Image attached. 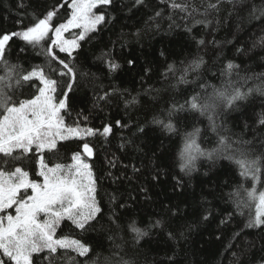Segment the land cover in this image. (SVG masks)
<instances>
[{
	"label": "trees",
	"instance_id": "obj_1",
	"mask_svg": "<svg viewBox=\"0 0 264 264\" xmlns=\"http://www.w3.org/2000/svg\"><path fill=\"white\" fill-rule=\"evenodd\" d=\"M176 2L188 5V10L173 9L171 0H143L140 4L136 0H113L112 6L96 9L97 13H106L109 22L89 34L75 54L72 63L77 80L69 93L72 108L70 114L63 115L68 124L79 121L82 127L113 125L114 134L107 141L99 135L89 138L95 151L91 163L102 213L98 222H93L95 230L80 232L65 221L57 234L90 244L91 260L99 264H115L121 258L129 264H262L264 229L246 227L249 209H237L230 195L240 185L250 188L252 181L239 175L235 163L206 156L198 157L196 170L190 175L181 173L177 160L183 148L182 137L153 133L152 121L164 118L173 105L184 104L193 94L201 93L202 86H207L208 95L228 81L242 92L264 86V14L260 11L264 10V0ZM36 3L0 0V28L18 29L20 20L28 24ZM39 3L54 5L57 0ZM210 4L217 7L210 8ZM65 15L61 9L60 19ZM46 47L47 42L33 47L16 40L7 49V59L26 69L43 66L49 72L47 65H59L47 57ZM109 59L120 65L115 72L109 70ZM130 59L135 61L131 66ZM197 59L204 61L201 69L187 73V82H178L183 69ZM230 62L239 68L226 75ZM169 65L176 71L169 72ZM49 75L61 82L56 93L60 97L68 78L54 72ZM34 92L35 86L31 91L25 86L16 95ZM133 98L135 104L130 103ZM217 111L215 131L208 116L196 113H180L188 120L178 127L181 132L198 127L201 132L197 142L206 153L219 147L221 135L233 141H249L246 147L252 151H264V125L260 124L264 95L251 92L232 108L222 105ZM116 120L127 127L116 128ZM138 127H144L148 134L138 133ZM80 143L62 142L58 153L46 154L50 164L70 163ZM29 159L31 163L25 168L38 179L35 160ZM157 172L159 178L153 180ZM177 180L182 187L174 188ZM256 187L264 191V184ZM177 206L179 211H175ZM205 214L208 221L202 219ZM156 220L162 226L135 244L130 222L145 228ZM82 259L91 264L88 258Z\"/></svg>",
	"mask_w": 264,
	"mask_h": 264
},
{
	"label": "snow or ice",
	"instance_id": "obj_2",
	"mask_svg": "<svg viewBox=\"0 0 264 264\" xmlns=\"http://www.w3.org/2000/svg\"><path fill=\"white\" fill-rule=\"evenodd\" d=\"M136 3H143V0H136ZM112 5L113 0H57L54 5H42L37 0L36 10L28 24L20 20L17 21L20 25L18 29L0 28V264H37L38 261L40 264H88L82 258H88L91 264H99L98 260H91L93 248L90 244L71 236H60L57 232L65 221L80 232L95 230L96 224L93 222H98L102 213L91 163L95 151L89 138L99 135L107 141L114 134L113 125L105 124L98 129L82 127L79 121L68 124L63 114L71 113L72 97L69 93L77 80L72 61L76 59L81 42L96 32L99 26L109 22L106 13H97L94 9ZM170 6L181 12H186L189 7L176 0H171ZM20 7L24 5L21 3ZM209 7L215 8L217 5L210 4ZM61 9L66 14L62 20ZM260 11L264 14V10ZM75 29L80 31L71 38L65 35ZM16 40L33 47L47 42L45 54L59 65L57 68L47 65L49 72L68 78L66 90L60 97L56 93L61 82L49 75L45 67L26 69L18 63L9 62L7 49ZM200 43L203 44V41ZM20 50L24 51L23 48ZM59 53L70 59L61 58ZM134 63V60H128L130 66ZM203 64L202 59L193 61L183 69L178 82H187V73L198 72ZM108 67L115 72L120 65L109 59ZM238 68V65L230 62L225 74L229 75ZM168 71L175 72L176 69L169 65ZM25 86L29 91L35 86V92L28 96H17V91ZM251 92L264 95V86L242 92L228 81L225 86L214 88L211 95L207 94V86H202L201 93L193 94L184 104L173 105L164 118L154 119L152 123L155 128L152 131L166 133L169 137H182L183 148L177 164L179 171L185 175L196 170L199 156L213 161L222 158L235 163L239 175L245 180L250 179L252 186L244 188L240 185L230 195L235 198L237 209H249L246 227L264 229V191L256 187L257 184H264V151H252L246 147L249 141H233L221 135L219 147L206 153L197 142L201 132L198 127L194 126L190 132H181L178 127L181 121L186 125L188 120L187 116L180 117V113H196L208 116L215 131V118L219 114L217 109L222 105L232 108ZM135 102L133 98L130 103ZM260 124L264 125V118ZM115 127L124 128L127 125L116 120ZM136 131L148 134L144 127H138ZM70 140L81 142L78 150L71 154V162L50 164L46 154L58 153L60 144ZM124 146L121 145L122 148ZM30 157L35 160V176L38 179H34L25 168V164L31 163ZM158 178L159 172L152 176L153 180ZM179 187L182 185L177 180L174 188ZM175 211H179L178 206ZM202 219L208 221L209 215H203ZM161 226V221L156 220L145 228L138 227L134 221L128 227L133 233L134 243L139 244L150 235L152 229ZM169 237L175 238L172 233H169ZM108 239L114 241L113 236ZM115 264H129V261L121 258Z\"/></svg>",
	"mask_w": 264,
	"mask_h": 264
},
{
	"label": "rangeland",
	"instance_id": "obj_3",
	"mask_svg": "<svg viewBox=\"0 0 264 264\" xmlns=\"http://www.w3.org/2000/svg\"><path fill=\"white\" fill-rule=\"evenodd\" d=\"M94 11H96V9H94ZM79 31H80L79 29H75V30H73L71 33L74 34V33H77V32H79ZM69 33H70V32H69ZM67 34H68V33H66L65 35L67 36ZM73 34H72V35H73ZM71 37H72V36H71ZM42 218H43V217H42Z\"/></svg>",
	"mask_w": 264,
	"mask_h": 264
}]
</instances>
